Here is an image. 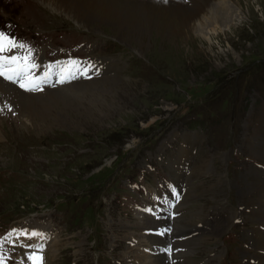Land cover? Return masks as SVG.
<instances>
[{"label":"rangeland","instance_id":"1","mask_svg":"<svg viewBox=\"0 0 264 264\" xmlns=\"http://www.w3.org/2000/svg\"><path fill=\"white\" fill-rule=\"evenodd\" d=\"M225 1L235 9L227 24L184 38L158 33L170 20L158 10L139 13L148 19L138 35L119 30V18L103 7L77 13L73 3L0 0L2 58L19 55L26 64L31 47L41 62L98 65L103 79L85 76L90 91L73 85L67 92L76 106L100 104L93 116L59 113V99L55 115L23 123L0 100V264H152L137 261L138 251L151 253L146 236L164 242L174 222L214 223L217 213L227 216L222 229L190 240L191 252L177 263L257 264L264 256L254 245L264 232V0ZM180 15L171 20L179 25ZM10 93L0 89V99ZM177 193L164 228L144 235L142 216L171 206ZM39 222L55 246H18L14 232Z\"/></svg>","mask_w":264,"mask_h":264},{"label":"bare ground","instance_id":"2","mask_svg":"<svg viewBox=\"0 0 264 264\" xmlns=\"http://www.w3.org/2000/svg\"><path fill=\"white\" fill-rule=\"evenodd\" d=\"M41 1L46 2V3L48 2L52 6H56L55 8H59L60 6L67 8V7H69V5H71L73 3V6H74L73 8L77 9V10H75V11H77V13L78 12H85V11L87 12L86 9L88 6L89 7L97 6L94 8H98V9H99V7H103V9L107 13H109L110 16L114 15L116 18H119V22H120V27H118L119 30L124 29L127 31V28H130L129 30L132 31L133 34L135 33L138 35L146 34L147 30L144 28L142 21H146L148 19V15L143 16L145 14H139V13L141 11H151V10L157 11L158 10L160 13H167L168 16H166V17H168V19H170L168 21L163 20V21H165L164 24L166 27H164L165 29L163 31H158V33L161 36H163L164 33H166L167 35H171L172 37L181 36L184 38H189L188 36L191 34V32H193V33L198 32L202 27H208L210 25L223 26V25L227 24L230 17L233 16L232 13H234V10H235V9L232 10V7L229 5V2L225 1V0H211L209 3H207L206 0H157V1L156 0H133V3H131L130 6H129V2L132 0H130V1L129 0H76V1L75 0H41ZM101 5H103V6H101ZM119 5H122L121 6L122 8H120ZM210 5H211V7H210ZM208 7H210V8L208 9ZM206 9H208V13L205 14ZM173 12H180V14H181L180 20H179V25L177 23L175 24L171 20V16L173 15ZM93 14H89V15L93 18L94 17ZM149 17H150V15H149ZM27 56L33 59L32 63H35L34 65L37 64L38 68L36 69V71L38 73L43 72L44 70L47 69L46 68L47 66L45 63H43L41 65L39 64V62H41L42 60H41L40 55L37 53V51L35 49L32 48L30 50V53L27 54ZM15 60H16V62H15V65H14V68L12 71H13V73L19 74L20 70H21V66L18 63L19 60L17 59V57ZM5 66H6V64H5ZM49 67H51V69H53V70L58 69V67L54 64H50ZM85 68H86V66L83 63L76 62L74 64L75 70L72 71V75H79V78L77 79L76 82L64 85V87L46 88L44 90V94L48 95L51 98V99H49L51 102H48L46 104V107L39 109L37 111V115L39 114V116H41L44 114L46 116L47 115L46 113H48V114L52 113L53 114L55 103L59 99H62L64 102H63L62 106H58V108L60 109L59 113H62V111H61V107H62V109H64L65 111L74 110L75 113L78 114V116H81V115L84 116L85 113H89L90 116H93L95 114V112L99 110V107H100V104L96 105V103H97L96 101H95L96 103L93 104V103L87 102L88 100H85L84 102L81 100V101H77V106H76L73 103H71L72 98L67 97V92L70 90L69 87H72L73 85H75V86L85 85L86 90L90 91V90H88L89 85L86 86V84L89 81L83 77V72H84ZM98 68H100V66L93 65V68L91 69V73L95 75L96 79L98 77L97 75L99 73H101V71ZM76 72H77V74H76ZM97 80L100 81L103 79L101 77L100 79L98 78ZM90 82H92V81H90ZM0 89L1 90L4 89V90H6V92L7 91L11 92L10 94L13 96L12 101L15 104V107H17V111L19 114L25 110H31L33 107H36L35 104L39 101L40 98L44 99L43 94H41V93L22 91V88L19 89L18 87H15V85H12L11 83L5 82L2 79H0ZM83 90L84 89H81V91H83ZM93 90H91V91H93ZM77 91H78V89H77ZM55 98H56V100H54ZM80 99H82V98H80ZM92 102H94V99ZM103 103L104 102H102V104ZM53 115H55V114H53ZM93 120H95V119H93ZM221 191H222V189H221ZM190 193H191V190L186 191L184 199H182V202L179 204L178 208L181 206L182 203L187 202V200L190 197ZM170 197H172V195H170ZM263 206H264V204H263ZM263 210H264V208L262 207L261 211L263 212ZM169 213L170 212L163 210V213L161 215H157V216H153V217L142 216L143 221H142V224L140 225V227H143V229L149 230L152 226H154V227L156 226L158 229H161L164 227L165 221H166L167 217L169 216ZM202 214H203V212H202ZM221 214L222 213L216 214V216L217 215L218 216H217L216 221L214 223H209L208 220L204 219L202 216L200 218H198V220H195L192 218V220H187L186 222L185 221L184 222H174L177 225L176 232L174 234L170 235L169 238L167 239V241H164V242L162 241V239H157L155 237H151V236L147 237L146 236V238L149 239V245L150 246H152V245L155 246V244L164 243L165 245H162L159 248L160 249L165 248L166 250H169V252L167 253L166 250L164 249L166 252V255L160 258L158 255H156V252L158 250H149V252H151L149 254L143 253V251L141 250L140 253H139V251L136 253V255L138 257L137 261L144 262V263L145 262H152V264H183V263H180V261L177 263V261L175 259L183 258L185 255L189 254L191 252L190 248H189L190 240L192 242L196 241L197 236L198 237L201 236V238H203V234L205 233L206 229L214 231L215 229L221 228L225 224L226 217H227L226 215H223V214L221 215ZM204 217L206 218V216H204ZM198 221L199 222L205 221L206 223L209 224V227L203 226ZM257 228H256V230H257ZM254 230H255V228H254ZM183 231H184V233H182ZM50 233H51V230L47 227V224L39 222L36 226L26 227V228L22 229L21 231L19 230V232H17L15 234V236L16 237L21 236L19 239V245H21V244L25 245V242H22V240H27V242H30V247H33L35 249H38V247H41V248L44 247V249L45 248L47 249L49 247L51 248V247L55 246V243L54 244L52 243L55 241V238H53V240H52V236ZM192 233H196V237H192L193 235H190L191 239H186L185 242L178 240L179 237H181L182 235L187 236V235L192 234ZM250 235H252V234H250ZM261 236H264V232H260V233H257L255 235L256 241H254V245L258 248H261L264 251V242L262 241L261 238H259ZM132 238H134V236H132ZM136 239H137V241L135 244H138L139 241L143 240V238H142V240H140L139 238H136ZM198 239H200V238H198ZM51 240H52V242H51ZM247 240H248V238H247ZM181 243H183V244H181ZM169 247L171 248L172 253H171ZM176 248H178L179 251H181V252L175 253L176 251H178V249H176ZM41 251H44V250L42 249ZM150 254L154 255L155 257L154 258L151 257ZM254 254H256V253H254ZM174 255H176V256H174ZM159 261H161V262H159ZM254 261L257 264H264V256L258 255ZM35 264H38V262H36Z\"/></svg>","mask_w":264,"mask_h":264}]
</instances>
